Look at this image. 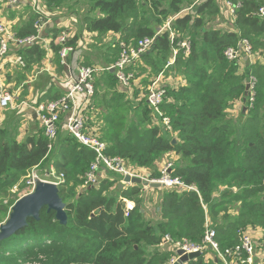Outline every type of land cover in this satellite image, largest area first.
Here are the masks:
<instances>
[{"label":"trees","instance_id":"1","mask_svg":"<svg viewBox=\"0 0 264 264\" xmlns=\"http://www.w3.org/2000/svg\"><path fill=\"white\" fill-rule=\"evenodd\" d=\"M68 1L78 0H39L42 12L33 13L27 23L15 28V36L35 37V23L68 10L64 6ZM85 1L90 4L84 27L87 34L97 38L118 35L116 45L123 42L129 47L154 38L151 49L138 59L143 68L139 69L137 60L127 69L134 74V81L143 71L149 70L151 76L162 73L172 58L173 66L164 73L180 76L183 84L163 88L165 99L158 111L168 119L170 130L166 132L145 98L133 103L125 98L127 90L113 72L97 74L94 104L102 126H92L107 146L106 155L119 157L131 169L157 180V165L174 154L170 178L195 188L198 195L176 189L161 191L151 220L146 218L140 185H133L120 192L123 199L135 204L126 216L121 201L109 198L120 183L117 178L83 188L94 156L69 136L59 131L55 153L49 158L43 131L19 142L15 125L0 128V225L20 199L16 193L25 188L30 171L47 162L56 176L63 177L58 189L67 218L61 225L55 213L45 208L38 221L28 219L25 228L0 242V264H170L175 251L160 250L164 238L202 247L206 214L220 253L240 247L245 236L257 231L262 232L260 242L264 245V196L261 201L255 199L264 194V40L260 39L264 18L256 15L264 1L227 0L234 6L240 4L234 9V29L230 31L205 27L208 17L218 13L213 0ZM163 2L167 6L162 7ZM185 2L193 6L194 14H179ZM148 12L151 21L146 18ZM170 17L174 18L170 30L157 34L155 27ZM59 32L56 27L49 32V48L56 66L63 68L58 58L63 48ZM80 33L73 31L66 42L74 52L83 39ZM240 38L248 40L254 54L245 71L240 62L225 57V51L236 47ZM183 42L189 43L188 51L180 47ZM116 45L114 54L105 53L104 68L116 61ZM43 53L36 46L28 50L25 67L39 62ZM250 78L255 80L254 100L240 113L243 122L237 130L227 112L243 99ZM133 95L136 98L137 93L133 91ZM187 264H221V260L208 249Z\"/></svg>","mask_w":264,"mask_h":264},{"label":"built area","instance_id":"2","mask_svg":"<svg viewBox=\"0 0 264 264\" xmlns=\"http://www.w3.org/2000/svg\"><path fill=\"white\" fill-rule=\"evenodd\" d=\"M8 2L12 5L16 4L18 0H8ZM36 3L37 2L35 1L33 7L35 9V14H38L42 11L40 8L38 11L36 10ZM228 6L229 13L233 17L234 9L240 7V4L238 3L234 6L229 3ZM257 16L264 18V6L258 9ZM173 20L174 18H171L165 24V28L167 30H170ZM47 24L48 20L39 19L35 23L37 35L35 37L19 39L13 34L8 25L0 22V62L7 56L11 44L20 48L26 45L34 44L38 41H43L41 33L44 26ZM59 29L60 32L58 33V42L63 46V48L59 52L58 58L60 60V64L66 66L68 65L66 60L69 59V55L74 53L73 49L66 45L68 38L73 35V32L67 26H63ZM161 31H164V29ZM49 43V40H45L44 47L46 48ZM89 43L90 40L83 37V39L79 41L78 47L80 50H83ZM153 43L154 38H145L130 47L123 42H119L117 44L118 57L111 66L107 68H94L91 66L79 65L74 76L69 75L63 80V83L61 84L63 89L61 96L55 100H49L34 107L35 114L41 123L43 134L47 139L48 152L52 149L58 133L62 129L67 136L93 154L94 160L89 167V171L84 176L83 188L97 186L100 180L105 178H117L120 180V183H123V178L128 176L130 178H138L142 183L141 185L146 188H150L149 186L152 184H159L164 189H176L178 193L181 191H187L194 192L198 195L195 188L184 186L178 178H170L169 173L171 172L173 165L169 162L164 164V166H162L158 171L160 174L159 179L151 180L148 176L140 173L139 171L131 169L130 166L119 157L107 156L106 144L99 139L95 130H93V126L96 122L98 123V121L94 119L95 114L98 111L94 104L95 76L103 72H113L122 88L126 90L129 89L131 87V83L134 81V74L132 72H127V69L134 65L141 55L147 53L153 46ZM180 47L188 51V42L181 43ZM175 54L176 52H174L173 58L175 57ZM253 55L252 47L245 38H240L236 47L228 48L225 51V57L229 61H236L240 63L243 58H247L251 63V61L254 60ZM13 63L22 69L25 67L24 59L20 56H16ZM172 63H174V61H172ZM170 65L171 63L168 62L166 67ZM155 85L156 83L154 86ZM254 87L255 80L250 78L248 82V95L245 104L247 107L252 106L254 100ZM164 95L165 92L163 88L154 87L148 91L145 98L147 104L160 117L161 115L158 111V107L163 103L165 99ZM12 104L13 95L6 90H0V114L1 111L5 109H11ZM162 122L166 126L167 130H170L168 126V119L162 118ZM47 174V180H45V178L31 171V174L26 178L25 182V188L29 191V194L34 190L36 184L39 182L52 183L57 187L63 183V177L56 176L52 168H50ZM127 185L131 186L130 184ZM134 206V204L125 201L124 209L126 216L134 210ZM204 210L207 213L206 207H204ZM206 215V232L203 241L204 245L202 247H193L186 242H173L168 237H165L163 242L169 244L171 246L170 249L175 251L174 253H176L177 250H184L187 253H191L197 251L204 252L209 249L217 254L221 260V264H254L253 257L255 252L252 242L248 236L243 238L240 247L233 248L224 253H220L218 251L217 245L214 242L215 232L211 227L208 214ZM248 241H250V243ZM175 260L176 258L174 257L170 264H172ZM260 264H264V262H261Z\"/></svg>","mask_w":264,"mask_h":264},{"label":"crops","instance_id":"3","mask_svg":"<svg viewBox=\"0 0 264 264\" xmlns=\"http://www.w3.org/2000/svg\"><path fill=\"white\" fill-rule=\"evenodd\" d=\"M35 1L41 7V3L39 2V0H18L16 4L12 5L9 4V2H5L4 0L0 1V22L8 25L10 27V30L13 32L15 28L17 29L18 27L23 26L30 19L33 14L31 13V6L33 7ZM213 1L214 8L218 11L217 15L218 17L220 16V19L217 21V23L219 25H225V23H227L229 26L232 25L231 20L233 19L229 13V2L227 0ZM33 11H35V9ZM25 12L27 13L24 14ZM58 16L59 15L56 16V14L49 15L48 24L44 26L41 33L43 41H38L34 44L26 45L20 48L11 44L7 56L4 60L0 62V90H6L13 95L12 108L1 111L0 128L15 125L16 133H14V135L19 142H23L29 137H35L40 131H42V126L35 114L34 107L43 102L57 99L59 96H61L63 92V89L61 87L63 80L69 75L74 76L79 65L83 64L84 62H89L90 57L88 55V52L90 48L98 46L101 43V40L103 38H106L105 36H107L105 35L103 37L97 38L95 35H89L84 30L85 25L82 26V28H80V30L78 31L73 24L70 25L68 20L65 19L66 17L61 16L57 18ZM165 24L166 23H163V25L160 28H156L155 31L159 32L162 29L166 31L167 29L165 28ZM63 26L69 27L72 32H81L80 34H82V38H88L90 40V43L85 49H78L74 53L70 54L68 59V65L64 66L63 68H59L56 66L54 58L50 52L49 45L45 48L44 42L45 40H49L48 35L53 27L59 29ZM109 36L115 39L114 43H116L119 38L118 35L114 34H109ZM34 46L38 47L40 51L44 52L43 55L41 54L39 62H35L32 64L31 67H24L23 69L13 63L14 58H16V56L18 55L25 56L24 62H26L25 60L28 57L27 51L33 48ZM172 54L173 57L174 51L172 52ZM172 61H174V59L171 58L169 60V63H171L170 66H173L174 64L172 63ZM248 63L249 60L247 58H243L241 60L242 71H245L248 66ZM137 65L139 66V69L143 68L142 62L140 60H138ZM166 69H168V67L165 68V71ZM147 71L148 72L143 71L142 75L135 79L133 83L134 88L130 87V89H127V95L125 97L127 100H132L133 103H136L139 101L140 98H146L148 91L154 87L165 88L166 86H183L182 78L180 76H174L172 72L166 74L164 73L165 71H163L157 76H151L150 71ZM155 83L156 85L154 86ZM133 91L137 93L136 98L134 96L135 94L133 95ZM246 98L247 95H244L241 101L233 105L230 112V116L232 118H237V120H241L240 116L238 115L243 112L242 110L245 107ZM99 114L100 111H97L94 119L98 121V123L96 122V125L100 127V124L102 126V123L98 119ZM155 118L156 121L159 123V126L162 127L164 131L169 132V130H167L166 126L163 124L162 118L157 114H155ZM59 134H62V136L66 135V133L62 131V129L60 130ZM173 158L174 154L167 155L166 157H164L162 162H159V165H157L158 171L161 169L162 166H164V164L168 163L169 159L172 160ZM123 186L124 187L122 190H119L118 187H116V190L113 192L115 193V195H117V198L113 193L110 194L111 196L109 195V198H116L115 201L117 202H119L120 200H125L126 202L134 204L132 201L123 199L121 197L120 192L131 187L127 184ZM140 188L142 191L140 194V198H142L147 212L146 218H152L153 215L149 214V208L153 207L154 209V207L156 206V202L160 199L161 191L165 189L163 187L158 189L146 188L142 185H140ZM209 221L211 224L212 222L210 219ZM255 233L260 246V238L262 237V232L257 231ZM159 248L160 250L165 251L166 249L171 248V246L163 242ZM262 250H264L263 244ZM254 257L253 262L254 264H257V261L254 260Z\"/></svg>","mask_w":264,"mask_h":264},{"label":"rangeland","instance_id":"4","mask_svg":"<svg viewBox=\"0 0 264 264\" xmlns=\"http://www.w3.org/2000/svg\"><path fill=\"white\" fill-rule=\"evenodd\" d=\"M38 5H37V3L35 4L37 11L40 8V6L38 7ZM64 6H65V8H68V10H65L64 9L63 11H60V12H54V14H56V16L59 15L57 18H59L61 16L62 17H66L65 19L68 20V22L70 23V25L73 24L75 26V28H77V30L79 31L80 28H82V26H84L86 24V17L89 15L88 14V11L90 9V4L87 1H85V0H78V1H68ZM164 6H167V3L166 2H163L162 3V7H164ZM184 6L185 7L180 12V15H184V14H194L193 6H189L188 7L186 5V2L184 3ZM33 10H34V8L31 6V13H34L35 14V11H33ZM26 13L27 12H25L24 14H26ZM219 17L216 14L208 17V19L205 21V23H206L205 24V27L206 28H210L212 30H222V31H228V30L234 29L233 25H230L229 26L227 23H225V25H223V24H220L219 25L217 23V21L220 19ZM146 18L149 21L152 20V17H151V15H150L149 12H148ZM170 19H171V17L168 18L167 21L170 20ZM167 21H164L163 23H167ZM155 22H157V18H155V20L152 22V24L154 25ZM127 23H129V22H127ZM161 26L162 25H157L155 27V29L156 28H160ZM160 32H162V31H159L157 34H159ZM105 37L106 38H103L101 40V43L98 46L93 47V48H90V50L88 52V55L90 57L89 63L92 64V65H90L88 63V66H91V67H94V68H104L107 65V61H106V58H105V53L106 52H109V53H113L114 54V51L112 50V48H114L115 45H116V43H114V40L115 39L114 38H111L109 35H107ZM260 39L261 40H264V35H260ZM188 45H189V43H188ZM107 47H110L111 50H108ZM263 53H264V48H263ZM117 55H118V53H117ZM98 89H100V88H98ZM96 93H97V90H96ZM99 99H100V97L98 96L97 101ZM231 109H229V111L227 112L228 115H229V117H230ZM238 116H240V115H238ZM242 122H243L242 118H241V120H237V118H232V124L235 125V128L237 130H239V126L242 124ZM100 126H101V124H100ZM55 145H56V140H55V142H54V144L52 146V149L48 153L49 158H51L54 155V153H55V147H56ZM168 162L171 163L172 165H175L174 162L176 163V160L174 161V159H172V160L169 159ZM173 167L174 166H172V169H173ZM48 170H50V166H49V163L47 162V163H45L43 165H39V166L33 168L31 171L35 172L36 174H38L39 176H41V177L45 178V180H47L46 175H48L47 174ZM31 171H30L29 175L31 174ZM50 180H52V179H50ZM115 190L116 189H114L111 193H113ZM15 191L16 190L14 189L13 192H15ZM111 193H109V195ZM28 194H29V191L26 188H24L21 191H19L18 193H16V197L22 198V197H24V196H26ZM113 194L115 195V193H113ZM115 196L117 198V195H115ZM263 196H264V194L257 195L255 199H257L258 201H261V198ZM116 198L114 200H116ZM153 210H154L153 207H150L149 208V214H152L153 215L154 214ZM153 218H148V219L153 220ZM255 234H248L247 236L250 239V241L252 242V245L254 246V249H255V257H254V260L257 261V264H260L261 262H264V250H262V244L259 246L258 238L256 237ZM250 241H248V242L250 243ZM169 249L170 248L166 249L165 251H167Z\"/></svg>","mask_w":264,"mask_h":264},{"label":"water","instance_id":"5","mask_svg":"<svg viewBox=\"0 0 264 264\" xmlns=\"http://www.w3.org/2000/svg\"><path fill=\"white\" fill-rule=\"evenodd\" d=\"M69 60H66L68 64ZM248 94V85L246 87L245 96ZM245 99V98H244ZM245 107L243 111L245 112ZM176 143L175 139H172L171 145ZM123 184L141 185V181L138 178L124 177L123 183H118L119 190L123 189ZM152 189H158L162 186L159 184H152L149 186ZM121 204L125 206V200H120ZM47 209V212H54L56 220L65 225L67 218L65 214V204L59 197V189L52 183L39 182L36 184L34 190L20 198L12 207L11 212L7 220L0 225V242L9 239L15 235L19 230L23 229L27 225L28 219L35 221L39 220L40 213L43 209ZM143 212V211H141ZM203 256V252H191L187 253L184 250H177L175 253L176 260L172 264H187L190 261L197 260Z\"/></svg>","mask_w":264,"mask_h":264}]
</instances>
